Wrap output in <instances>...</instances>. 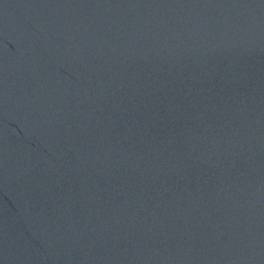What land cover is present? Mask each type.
<instances>
[{
  "label": "water",
  "instance_id": "95a60500",
  "mask_svg": "<svg viewBox=\"0 0 264 264\" xmlns=\"http://www.w3.org/2000/svg\"><path fill=\"white\" fill-rule=\"evenodd\" d=\"M0 264H264V0H0Z\"/></svg>",
  "mask_w": 264,
  "mask_h": 264
}]
</instances>
